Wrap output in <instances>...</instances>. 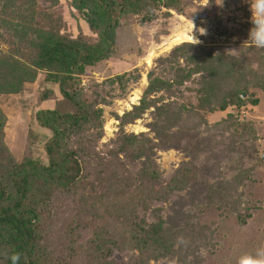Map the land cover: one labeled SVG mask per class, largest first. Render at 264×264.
Segmentation results:
<instances>
[{
  "label": "rangeland",
  "instance_id": "1",
  "mask_svg": "<svg viewBox=\"0 0 264 264\" xmlns=\"http://www.w3.org/2000/svg\"><path fill=\"white\" fill-rule=\"evenodd\" d=\"M178 5L179 9L158 4L150 12L154 14L150 21L142 20L144 11L129 13L116 29L110 57L77 77V98L90 104L98 119L73 134L67 146L83 153L89 189L55 195L46 207L48 223L41 235L51 258L67 257V245L73 238L67 264H88L86 245L93 226L108 219L100 216L99 196L132 186L142 165L141 159L132 161L114 152L117 136L123 129L157 142L150 126L156 121L154 109L164 106L167 112L161 118L171 117L168 132L174 138L168 148H153L161 182L168 181L181 161L191 159L203 171L207 184L190 182L161 200L131 209L137 222H159L173 242L170 254L143 264H264V0H179ZM14 10L18 18H13ZM45 32L81 37L88 43L97 38L71 0L54 4L48 0H0V57L27 62L31 44ZM21 34L30 41L24 37L21 41ZM205 51L231 56L236 64L245 60L243 104L229 103L223 111L197 110L200 88L203 93L208 91L204 84L208 77L196 71L194 64ZM31 68L34 76L19 89L0 91V109L5 115L3 142L16 160L30 157L45 162L44 145L52 132L36 122L35 114L75 108L60 93L58 84L46 79L47 70ZM180 74L184 79L178 80ZM154 79L169 83L170 90L148 92L149 108L121 127L119 118L140 105ZM192 109L201 114L198 127L186 125L183 119ZM228 114L244 124H234ZM234 133L241 138H234ZM135 256V250L115 249L106 260L109 264H138Z\"/></svg>",
  "mask_w": 264,
  "mask_h": 264
},
{
  "label": "trees",
  "instance_id": "2",
  "mask_svg": "<svg viewBox=\"0 0 264 264\" xmlns=\"http://www.w3.org/2000/svg\"><path fill=\"white\" fill-rule=\"evenodd\" d=\"M48 1L57 3V0ZM71 1L90 30L96 34L97 38L93 43L85 42L81 37L70 39L59 33L45 32L44 36L39 35L31 44L32 51L26 58L28 63L8 56L0 57L1 92L15 91L23 81L31 80L34 76L31 68L33 66L47 70L46 79L57 83L60 93L75 108L72 112L60 113L45 109L35 114L36 122L52 132L44 145L47 156L45 162L30 157L16 160L11 155L3 142L5 115L0 109V264H67L70 253L73 252V238L70 240L71 244L67 245V257L60 260L58 257L51 258L41 232L48 223L45 209L55 195L89 189V177L87 179L84 174L81 162L80 154L83 153L78 148L67 146V141L73 134L87 123L98 119L91 113L90 104L78 100L77 77L87 67L110 57L115 46L116 29L129 13L144 11L142 20L150 21L154 17L150 12L158 4L179 9V0ZM16 13L14 10L13 18H18ZM23 37L30 41L25 34H21V41H25ZM201 56L204 59L199 57L195 61L194 69L208 77L204 81L208 91L203 93L200 88L197 110L206 108L208 111H223L229 103L238 106L243 104L241 92H246L245 78L248 72L245 60L241 58L236 64L235 58L229 55L218 57L209 51ZM189 58L192 60L193 57L190 55ZM194 69L192 70L195 71ZM181 79H184L182 75L178 80ZM258 80L262 81L259 75ZM261 87H264V83H261ZM170 88L171 85L161 79L150 82L140 105L134 106L119 118L120 126L132 123L149 108L151 102L145 99L148 92L160 89L168 91ZM226 89L230 92L225 93ZM250 101L256 102L255 99ZM197 110H187L183 118L188 123L186 125L199 126L201 114ZM166 112L164 106L154 109L156 121L150 127L158 139L157 142L143 137L142 134H127L123 129L117 136L114 152L122 153L132 161L141 159L142 165L132 186L110 190L99 196L97 202L101 206L100 216L108 219L93 226V234L86 245L88 264H109L106 259L115 249L137 251L134 260L138 264L166 256L173 251V242L163 232L159 222L144 225L135 221L132 214L134 211L131 210L138 204L161 200L173 189H182L190 182L207 184L203 171L191 159L181 161L168 181L164 184L161 182L160 171L152 155L154 147L163 149L173 144L174 136L168 132L172 119L170 116H165V120L161 118ZM227 116L236 125L244 124L230 114ZM233 135L234 138H241V134ZM85 192L89 194L88 191ZM225 198L226 195H223L222 201Z\"/></svg>",
  "mask_w": 264,
  "mask_h": 264
}]
</instances>
